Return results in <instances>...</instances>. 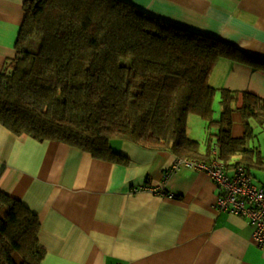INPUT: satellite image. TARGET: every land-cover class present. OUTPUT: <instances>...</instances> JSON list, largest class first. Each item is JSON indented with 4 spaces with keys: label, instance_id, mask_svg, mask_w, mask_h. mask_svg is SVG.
Instances as JSON below:
<instances>
[{
    "label": "trees",
    "instance_id": "obj_1",
    "mask_svg": "<svg viewBox=\"0 0 264 264\" xmlns=\"http://www.w3.org/2000/svg\"><path fill=\"white\" fill-rule=\"evenodd\" d=\"M23 7L16 54L0 72L3 126L109 160L118 157L113 138L204 160L217 143L228 168H264L260 147L248 140L255 129L248 119L264 124V98L242 93L237 109L246 131L234 137L238 91L219 90L223 107L215 118L218 89L209 80L222 58L257 70L264 59L130 0H25ZM189 114L205 122L204 152L187 133ZM39 228L38 215L0 189V264H43Z\"/></svg>",
    "mask_w": 264,
    "mask_h": 264
},
{
    "label": "crops",
    "instance_id": "obj_2",
    "mask_svg": "<svg viewBox=\"0 0 264 264\" xmlns=\"http://www.w3.org/2000/svg\"><path fill=\"white\" fill-rule=\"evenodd\" d=\"M24 1L0 0V72L16 54ZM130 1L264 59V0ZM209 80L218 89L215 100L220 89L238 91L230 128L232 136H243L246 124L237 108L244 91L264 98V69L222 58ZM110 147L118 157L99 158L0 123V189L38 215L43 264H264L247 218L214 209L218 189L205 172H172L179 156L168 149L121 138L111 139Z\"/></svg>",
    "mask_w": 264,
    "mask_h": 264
},
{
    "label": "built area",
    "instance_id": "obj_3",
    "mask_svg": "<svg viewBox=\"0 0 264 264\" xmlns=\"http://www.w3.org/2000/svg\"><path fill=\"white\" fill-rule=\"evenodd\" d=\"M210 155L208 160L179 156L170 170L189 168L205 172L218 189L214 209L246 217L254 226L255 243L264 251V184L255 183L252 174L242 164L228 168L218 157L217 143H213ZM152 191L165 194L160 189L153 188Z\"/></svg>",
    "mask_w": 264,
    "mask_h": 264
},
{
    "label": "rangeland",
    "instance_id": "obj_4",
    "mask_svg": "<svg viewBox=\"0 0 264 264\" xmlns=\"http://www.w3.org/2000/svg\"><path fill=\"white\" fill-rule=\"evenodd\" d=\"M215 106H214V114L215 117L219 118L222 114V104L220 102V99L215 100ZM251 119V118H250ZM253 120V119H252ZM204 124L205 122L201 119V117L197 114H189L187 119V133L189 136L200 140L202 145L204 144V136H206V132L204 130ZM253 126H257L254 129L253 134L248 139L250 140V145L253 146L256 145L257 147H260L261 154L264 155V124H258L255 121H253ZM231 133V129H230ZM204 134V136H203ZM253 174L255 176V180L259 182L260 184L264 183V168L255 169L253 171Z\"/></svg>",
    "mask_w": 264,
    "mask_h": 264
}]
</instances>
